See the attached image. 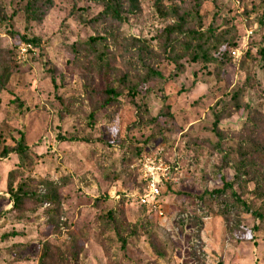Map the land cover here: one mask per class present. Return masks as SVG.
Instances as JSON below:
<instances>
[{
  "label": "rangeland",
  "instance_id": "1",
  "mask_svg": "<svg viewBox=\"0 0 264 264\" xmlns=\"http://www.w3.org/2000/svg\"><path fill=\"white\" fill-rule=\"evenodd\" d=\"M24 2L0 0V50L15 52L0 91V264H38L44 247L51 264H264V219L234 198L264 207V0H139L123 23L87 21L101 7L71 0L27 21ZM172 8L188 17L167 44ZM187 29L203 33L198 50L183 45ZM91 35L106 40L90 49ZM131 36L149 44L146 58L116 47ZM235 40L239 53L216 61ZM108 86L120 94L107 105ZM21 133L29 154L3 156ZM156 151L169 170L162 214L138 200L137 158ZM11 171L27 193L14 207ZM48 190L51 205L39 199Z\"/></svg>",
  "mask_w": 264,
  "mask_h": 264
},
{
  "label": "trees",
  "instance_id": "2",
  "mask_svg": "<svg viewBox=\"0 0 264 264\" xmlns=\"http://www.w3.org/2000/svg\"><path fill=\"white\" fill-rule=\"evenodd\" d=\"M75 7L77 9L83 10L84 8H87L88 5H85V2H89L91 4H97L99 5L100 11L96 14V16H93L91 18H88L87 21H93L98 19V17L110 19L113 21H117L118 23H123L129 15L135 14L139 10V0H71ZM161 0H156L155 5L156 8L158 9L160 7ZM54 4V0H25L24 6H23V12L25 14V18L27 21L32 20V21H37L40 22L43 20V18L46 16V14L50 11ZM83 8V9H82ZM161 12V11H160ZM172 15L175 17L176 21L172 25L165 26L162 30L161 33L163 37L166 38L167 44L169 43L168 41L170 40L171 36L175 31L181 32L182 27L186 23V19L188 17V13L186 11L184 12H179L176 8L171 9ZM210 28H208L207 31H209ZM203 38V33L197 32L196 30L192 29H187L186 32L184 33V39L185 43L183 44L185 47H192L194 46L195 50H198L200 47V41ZM20 39L32 46L37 45V39L36 38H24L23 36L20 37ZM106 38L103 35H91L87 39H85L84 44L90 49H94L96 45L98 47H101L104 44V41ZM196 41L195 44H193V41ZM248 42L245 44V48L242 50V54L244 52H247L248 46H246ZM120 52H124L125 50L127 51H134V55L139 57L140 59L146 58L145 53L150 50L149 44L144 40L137 38L135 36H131L128 38H124L120 44L116 46ZM239 43L237 44L236 40L232 42V44L226 45L224 50L221 52L220 55L222 57H216L215 60L218 61L220 60L221 63L225 62L223 56L228 55L231 56L232 51L234 50H239ZM259 53L262 57V60L264 62V45L259 49ZM5 54V55H4ZM195 54V53H194ZM73 59H76V54H73ZM105 55V59H107V51L104 50L103 48L100 50V56ZM15 56V52L11 49L7 50H0V91L4 88L5 83L7 82L9 76H10V70H9V62H7V59H13ZM193 60H196V56L192 57ZM107 64V62H105ZM161 78L162 75L160 72L157 70H153L152 68H149L147 71V78L148 79H155V78ZM133 91H136L133 89ZM102 94L104 95V104H110L114 103L117 101V97L120 94L116 88L108 86L106 87L103 91ZM130 96L133 95V93L130 91L127 93ZM93 113L90 115L92 116ZM157 118H154V121ZM219 117L215 116V119L213 121V131L215 132V135L220 137V134L218 132V120ZM249 147H251L253 150H256L258 152H263L261 145L256 143L255 141H251L248 144ZM2 150V155L6 156L9 152H14L19 155L20 160H23L28 154H29V147L27 144H25L24 140V135L21 133L20 138L15 141L14 146L9 147V146H3ZM143 154H146V152H142L139 154L137 158V163L136 166L138 167L140 159ZM252 164V162H251ZM246 167V165H245ZM14 171V170H12ZM10 172L9 174V180L7 184V193L11 197L12 201V207L16 206L22 196H26L27 193L23 192L22 190V185L20 184L18 187L14 188L13 183H14V172ZM140 184L143 186L142 191L144 189V183L139 179ZM232 190V187L228 185L227 183L224 184L223 188L212 190L210 192L211 195H221L225 194L226 191ZM231 195H236V192L231 191ZM264 196V195H263ZM237 204L244 209L246 212H250L252 217L263 220L264 219V207H253L250 205L249 202L246 200H242L240 197L237 195L234 196ZM39 199L41 200L42 203H47L48 205H51L55 200H56V195H54L53 191H46L44 192ZM108 213H112V210H109ZM110 215V214H109ZM223 218L225 222L227 223L229 221L228 215L226 212L223 213ZM6 237V236H4ZM122 244L125 245L124 241L122 240ZM52 256L49 252V250L44 247L41 257L39 259L38 264H51Z\"/></svg>",
  "mask_w": 264,
  "mask_h": 264
},
{
  "label": "built area",
  "instance_id": "3",
  "mask_svg": "<svg viewBox=\"0 0 264 264\" xmlns=\"http://www.w3.org/2000/svg\"><path fill=\"white\" fill-rule=\"evenodd\" d=\"M252 34V30L247 32V37ZM30 45V44H27ZM239 50L232 51L235 56ZM139 178L144 183V192L138 196L141 204L145 205L149 210L162 214L159 204L158 194L159 185L166 179L169 170L162 160L160 151L153 154H143L138 165Z\"/></svg>",
  "mask_w": 264,
  "mask_h": 264
}]
</instances>
